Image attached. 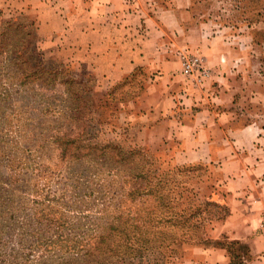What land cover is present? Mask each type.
Here are the masks:
<instances>
[{
	"label": "rangeland",
	"instance_id": "obj_1",
	"mask_svg": "<svg viewBox=\"0 0 264 264\" xmlns=\"http://www.w3.org/2000/svg\"><path fill=\"white\" fill-rule=\"evenodd\" d=\"M191 2L206 33L249 62L246 86L264 93V0ZM21 16L36 27L32 56L51 72L31 76L36 61L14 67L0 54V264H189L226 212L212 196L217 174L175 164L145 118L152 69L111 84L89 65L87 19L69 13L38 33L5 0L0 32ZM255 107L264 113L263 100Z\"/></svg>",
	"mask_w": 264,
	"mask_h": 264
},
{
	"label": "crops",
	"instance_id": "obj_2",
	"mask_svg": "<svg viewBox=\"0 0 264 264\" xmlns=\"http://www.w3.org/2000/svg\"><path fill=\"white\" fill-rule=\"evenodd\" d=\"M6 1L33 16L38 33H53L69 13V19H87L81 35L89 65L111 84L135 69H152L145 118H152L175 164H201L217 174L212 196L226 210L211 232L223 243L193 251L188 263L264 264V244L254 232L264 211V113L255 107L264 93L253 91V83L246 86L249 62L206 33L191 0H77L84 9L76 0ZM185 50L201 56L205 78L180 74ZM232 242L243 244L245 253H231Z\"/></svg>",
	"mask_w": 264,
	"mask_h": 264
},
{
	"label": "trees",
	"instance_id": "obj_3",
	"mask_svg": "<svg viewBox=\"0 0 264 264\" xmlns=\"http://www.w3.org/2000/svg\"><path fill=\"white\" fill-rule=\"evenodd\" d=\"M22 19L33 21V19L27 16L17 17L13 22L11 18L7 19L8 21H4L3 30L0 32V47L2 48V50L0 48V54L3 52L8 57L7 59L9 64L13 65L14 67H16L15 63L18 65L19 62H22L24 65V63L27 64L28 62L33 63V61H36L35 65L33 64L30 66V70L28 69L27 71L31 76L37 75L40 71L50 73L51 70L47 68H41L43 64L39 61V59H36L32 56L35 55V47L33 46V42L36 39V27L33 26V22L28 23ZM18 33H20V35H18ZM16 37H19V39L12 42V40ZM133 74L134 72L129 76L124 77V79L128 77L132 78ZM121 81L123 82V80ZM104 95L106 98H108L110 94L105 93ZM206 242L211 246H217L220 244L217 240L207 239ZM97 263L100 264L101 262ZM64 264L70 263L64 262Z\"/></svg>",
	"mask_w": 264,
	"mask_h": 264
},
{
	"label": "built area",
	"instance_id": "obj_4",
	"mask_svg": "<svg viewBox=\"0 0 264 264\" xmlns=\"http://www.w3.org/2000/svg\"><path fill=\"white\" fill-rule=\"evenodd\" d=\"M180 72L184 78L198 80L207 74L201 57L194 53H183L179 55ZM256 228L264 244V211L259 212Z\"/></svg>",
	"mask_w": 264,
	"mask_h": 264
}]
</instances>
